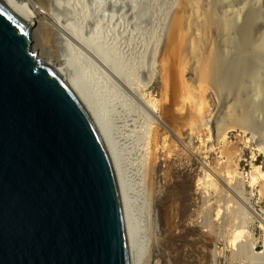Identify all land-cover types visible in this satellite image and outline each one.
Here are the masks:
<instances>
[{"label": "rangeland", "instance_id": "obj_1", "mask_svg": "<svg viewBox=\"0 0 264 264\" xmlns=\"http://www.w3.org/2000/svg\"><path fill=\"white\" fill-rule=\"evenodd\" d=\"M31 1L81 23L88 43L100 38L113 51L109 64L131 82H114L117 103L103 106L104 119L134 207L136 249H151L148 264H264V31L249 39L241 32L254 13L264 19V0ZM154 48L146 87L141 69ZM81 52L85 74L104 84L105 67L90 58L86 68Z\"/></svg>", "mask_w": 264, "mask_h": 264}, {"label": "water", "instance_id": "obj_2", "mask_svg": "<svg viewBox=\"0 0 264 264\" xmlns=\"http://www.w3.org/2000/svg\"><path fill=\"white\" fill-rule=\"evenodd\" d=\"M31 33L0 0V264H134L105 143Z\"/></svg>", "mask_w": 264, "mask_h": 264}, {"label": "bare ground", "instance_id": "obj_3", "mask_svg": "<svg viewBox=\"0 0 264 264\" xmlns=\"http://www.w3.org/2000/svg\"><path fill=\"white\" fill-rule=\"evenodd\" d=\"M47 1H49V0H47ZM13 2H14V6H15L16 10L19 13H21L22 15H24L30 21L31 32H32L30 34V36H29L30 37V41H31V50L35 51V52L38 51V52H36L38 58L42 57L40 59L50 62L55 67L61 69L64 72L65 75L63 76V78L72 87V89L74 90L75 94L79 97L81 103L84 105V107L88 111L89 115L91 116L92 120L96 124V127H97V129H98V131H99V133H100V135H101V137H102V139H103V141L105 143V146H106V148H107V150L109 152V155L111 157L112 163L114 165V170H115L116 177H117L118 184H119V188H120L122 205H123L124 211L127 213L128 217H129V220H130V223H131V227H132V230H133V233H134V236H135L134 264H148V259H149L150 255H151V253H150L151 249L150 248L145 249L143 247V250H140V252H138L137 249H136L137 246H138L136 244V242H138V241L136 240L137 237H136V233H135V228H136V222L137 221H136L135 216H134L135 215L134 214V207H133V204L131 203L129 194L127 192L126 183H125V179H124L125 175H124V172H123V168L121 166V162L119 161L120 159H118V157H117V154H116L117 151L115 152L116 149H114L113 138L111 139V136L109 134L110 131H111V130H109L110 128L108 127V122L110 121V119L108 120V122L106 120L107 116H105V119H104V114H105L104 108H106V106H108L109 103L111 105H114L115 103H117L115 101V99H114V95L118 96L116 94L117 90L115 88L114 82H117L121 87H123L125 89H132V86L130 84L131 82H129V80H127L125 78L126 76H123L125 74L121 75V74H119L120 72H118V71L115 72L114 68L116 66H114L112 64H109L108 58H110L112 60V55L110 54V52L112 50L110 51V49H111L110 47L105 46L103 48V43L100 42L101 41L100 38H99L98 42L91 41L89 43H88V41L85 38H83L82 28L80 29L81 26L79 27V25H78V24H81V23L74 24V23L70 22L69 20L64 21L62 17H60V18H62V19H60L57 15L56 16L54 14H52V15L48 14L47 15V13L45 14L42 11H40L38 9V7H36L35 4L31 0H13ZM59 3H58V5H59ZM73 9L71 8L70 10H73ZM56 10H57V8H56ZM47 11H49V10H47ZM73 16H74V14H73ZM255 16H256V14L254 13L252 18L249 17L250 20L247 22V24L244 26L243 30L241 31L242 32V36H245V38H247V39L251 38V35H252L251 33L255 29H259L261 31H264V19L260 20V19H257V17H255ZM39 18L45 20V21H43L44 25L42 24V27L45 26V29H44L45 32L47 30L46 36H45V32L43 33L42 30L40 31V29L42 27L39 28V29L36 28L37 31L33 30L34 25H37V26H38V24L40 25V19ZM75 18H76V16H75ZM66 19H68V17ZM71 20H73V19H71ZM41 22H42V20H41ZM74 22L76 23V20ZM111 26H110V28H111ZM94 36H95V32H94ZM157 45H160V44H157ZM107 48H110V49H107ZM81 50L83 52H81ZM154 50H156V51L155 52L153 51L154 54H152L153 55V59L151 58V63L152 64L149 65L146 68L147 72H145V70H146L145 68L141 69V70H144L141 73H146L147 74V82L146 83L144 82L146 87L150 86L152 84V82L154 81V79H155V74H156L155 72L156 71H154V69H155V65H156V63H155L156 62V55L158 54L157 52H159V51H157L158 50L157 48L156 49L154 48ZM75 51H79L82 54L85 52L84 54H86V56L89 57V59L86 58V60L88 59L87 63L89 65H86L84 63L86 65V68H87V66H88V68H91V66L93 65L92 62L89 61V60H91L90 58H92L93 61L98 62L101 67H103V66L105 67V69L107 71L106 70H104V71L109 73V75H108L109 77H107V80H105L104 84H103V81H104L103 78L98 79V82H97V81L91 80L85 74L86 69H85V67L83 65L84 61L82 63L80 62L81 60L77 58L79 52H77V56H76L75 55L76 54ZM111 53H113V51ZM80 56H81V54H80ZM113 59H114V57H113ZM210 60H211V58L209 59L207 67L208 68H211V67L213 68L212 65H214V62H213L214 60L213 61L212 60L210 61ZM95 66H97V64ZM92 68H94V67H92ZM124 68H125V70L127 69L126 67H124ZM137 71L139 72V68H138ZM128 72H127V75H129L128 77H130L131 74H129ZM130 73H132V72H130ZM133 73H137V72L135 71ZM133 73H132V75H133ZM94 74H95V72H94ZM139 74H140V72H139ZM133 76H135V75H133ZM142 76H143V74H142ZM138 77H140V76H138ZM145 81H146V79H145ZM137 83H138V81H137ZM100 84L103 85L102 88H101ZM95 87H97L99 89V92H97L94 89ZM224 87H228V86L224 85ZM141 88H143V87H141ZM137 90H136V95L139 94L137 92ZM125 93H127V92H125ZM130 93H133V92H130ZM122 94H123V92H122ZM125 96H127V94ZM136 98L144 106L143 109H145L147 111V113H149V114H151L152 116L155 117V114H156L155 109L152 107V104H150V102H148L145 99L143 94H142V96L141 95H137ZM102 102H106V103H104V105H102L103 104ZM141 103H140V106H141ZM103 106H104V108H103ZM124 106L125 105H123V109L125 110ZM109 107H110V105L107 108L109 109ZM114 107L117 108V109L120 108V107H117L116 105ZM119 110H121V109H119ZM124 110H123V113L126 112ZM110 111H112L111 107H110ZM113 112H114V110H113ZM110 113H108V114H110ZM129 113H128V115H131ZM113 115H114V113H113ZM119 115H120V113H119ZM110 116H112V115H110ZM115 117L117 118L118 116H114V118ZM119 117H121V116H119ZM107 119H108V117H107ZM112 123H113V120H112ZM110 124H111V122H110ZM114 140H115V138H114ZM123 141H124V139H123ZM115 146H116V144H115ZM141 146H143V145H141ZM143 149L144 148L141 147V148H138V150H136V151L137 152H141ZM141 153H143V151ZM139 156L141 157L142 154H139ZM142 160H139V161L141 162ZM139 169H141V171L143 170V166L141 164H139ZM145 203L147 205V208L148 207L151 208L150 202L149 203L145 202ZM149 212H150V209H149ZM257 258L259 260L262 259V258L260 259V256H258ZM255 259H256V257H255Z\"/></svg>", "mask_w": 264, "mask_h": 264}]
</instances>
